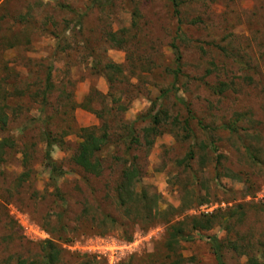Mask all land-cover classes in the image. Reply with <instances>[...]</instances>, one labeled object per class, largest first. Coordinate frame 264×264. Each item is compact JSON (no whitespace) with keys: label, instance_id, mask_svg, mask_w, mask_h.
<instances>
[{"label":"rangeland","instance_id":"374dc122","mask_svg":"<svg viewBox=\"0 0 264 264\" xmlns=\"http://www.w3.org/2000/svg\"><path fill=\"white\" fill-rule=\"evenodd\" d=\"M0 116V264H264V0H0Z\"/></svg>","mask_w":264,"mask_h":264},{"label":"trees","instance_id":"16d2710c","mask_svg":"<svg viewBox=\"0 0 264 264\" xmlns=\"http://www.w3.org/2000/svg\"><path fill=\"white\" fill-rule=\"evenodd\" d=\"M173 7H174V13L178 15L177 10V4L173 1ZM173 51L176 54V63L179 64L181 60V56L178 53V49L173 45L172 46ZM179 70V69H177ZM174 76L177 75V72L173 73ZM51 82L49 76L46 79V89L49 90L51 88ZM167 93H163V95H166ZM162 96V95H161ZM156 105L160 106L159 103L154 104V108L158 110L159 107H156ZM149 118L153 120V123L155 125L158 124L156 114L155 115H148ZM6 126V118L4 116H0V132L3 131V129ZM150 133H156V128L154 129H147L146 131ZM44 138L46 141L45 144V155H44V161L45 166L49 170V178L53 185H56L57 178L60 177L63 174V171L60 167H58L52 156V150L55 142L51 139L49 133L44 134ZM82 141L78 146L77 153L73 157V162L75 165H77L79 168H81L84 172L92 174V175H99L100 172H102L103 168L101 165V162L98 159V153L101 150V147L104 145L107 139V134L102 133V135H96L94 132V129H84L83 135H82ZM130 141H136L137 139H134L132 135L129 137ZM13 146L12 139L9 138H2L0 139V162L2 161V155L5 153V148H11ZM123 180L120 185L117 187L116 192L117 196H119L120 202L124 204V202L128 199V196L130 195V187L132 185V182L137 178L138 171L135 169V167H126L123 172ZM130 197V196H129ZM210 217V216H209ZM203 222V223H202ZM212 226V223L209 221V218H207L205 215L201 216L200 223H192L191 228L194 230L198 229H204L207 230ZM181 235V230L179 228H176L175 226H172L169 228L168 232V241L167 246L170 248L173 244H176V238ZM213 242V245L215 246V258L218 264H224L222 260V256L220 255V245L215 239H211ZM54 260V256L49 254L46 257H43L42 261H40L39 264H50ZM16 264H37L34 262H27L26 260L18 259ZM252 264H256L255 260H252Z\"/></svg>","mask_w":264,"mask_h":264},{"label":"built area","instance_id":"2783aa9c","mask_svg":"<svg viewBox=\"0 0 264 264\" xmlns=\"http://www.w3.org/2000/svg\"><path fill=\"white\" fill-rule=\"evenodd\" d=\"M261 197H262V198L264 197V192L262 193ZM203 209L206 210L207 208L204 207Z\"/></svg>","mask_w":264,"mask_h":264}]
</instances>
